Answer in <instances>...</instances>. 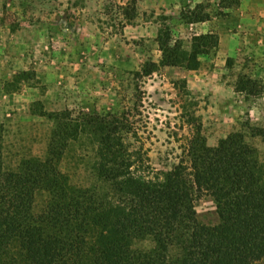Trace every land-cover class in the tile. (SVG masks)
<instances>
[{
    "label": "rangeland",
    "instance_id": "1",
    "mask_svg": "<svg viewBox=\"0 0 264 264\" xmlns=\"http://www.w3.org/2000/svg\"><path fill=\"white\" fill-rule=\"evenodd\" d=\"M197 4L208 19L187 22ZM207 33L218 45L195 47ZM195 50L199 67L189 69ZM242 77L254 92L238 87ZM63 110L123 116L126 142L156 170L184 158L197 130L209 146L242 132L263 161L264 139L248 125L264 126V0H0L5 162L42 156L53 122L40 112ZM195 208L202 221H216L209 196Z\"/></svg>",
    "mask_w": 264,
    "mask_h": 264
},
{
    "label": "trees",
    "instance_id": "2",
    "mask_svg": "<svg viewBox=\"0 0 264 264\" xmlns=\"http://www.w3.org/2000/svg\"><path fill=\"white\" fill-rule=\"evenodd\" d=\"M202 4L187 22L209 15ZM169 35L162 43L165 58ZM215 48L218 35L195 36ZM195 50L187 68L197 69ZM164 64L168 65L167 60ZM170 63V62H169ZM149 64L145 73L153 72ZM253 80L242 77L238 87ZM247 93V92H246ZM53 125L42 156L17 164L0 147V264H255L264 260V160L242 132L207 145L200 131L167 170L147 163L123 116L40 112ZM125 122V123H124ZM264 139V126L248 125ZM209 196L216 221L199 218Z\"/></svg>",
    "mask_w": 264,
    "mask_h": 264
}]
</instances>
